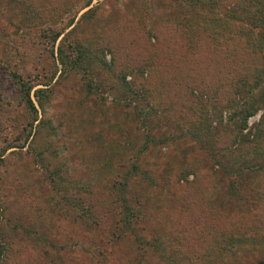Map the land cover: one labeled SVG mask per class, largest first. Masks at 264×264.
<instances>
[{
  "label": "rangeland",
  "instance_id": "obj_1",
  "mask_svg": "<svg viewBox=\"0 0 264 264\" xmlns=\"http://www.w3.org/2000/svg\"><path fill=\"white\" fill-rule=\"evenodd\" d=\"M262 21L264 0H0V264H264L258 234L223 241L264 210V108L210 87Z\"/></svg>",
  "mask_w": 264,
  "mask_h": 264
},
{
  "label": "trees",
  "instance_id": "obj_2",
  "mask_svg": "<svg viewBox=\"0 0 264 264\" xmlns=\"http://www.w3.org/2000/svg\"><path fill=\"white\" fill-rule=\"evenodd\" d=\"M40 2H42L43 0H39ZM260 28L262 29L261 33L264 35V21H262ZM216 33V32H215ZM214 33V35H215ZM56 32H54L51 35V38L54 39L56 38ZM220 38V37H219ZM226 37H224L223 39H225ZM259 38V37H258ZM223 39H218V43L216 46V50L217 49H224L225 51L228 49H236V48H227L226 45L222 46L223 43H221L220 41H222ZM255 41H248V39H245L242 37V40H240L241 44L239 47H243L244 50H247L250 54L253 55V57L251 58L252 63L250 65H246L245 63H242V60H240L239 62H235V64H232V67H229V69L233 68V70H237V78L235 75L230 74L229 73H225L224 75L221 74L222 71L217 70L218 65H216V68H213V85L210 84V87H213V101L214 102H218L220 101L217 105V111L220 112L223 109H230L232 107V105H234L233 103L236 102L235 101V96L238 95L240 97H247L250 96L251 94V99H252V91L255 90L256 95H253V101H257L259 103H261V107L264 108V83L263 85H261V82L264 80V40L262 41H258L257 37L254 38ZM238 47V48H239ZM242 53V52H239ZM222 57L225 60H228L229 58H231V55L226 53L224 55H222ZM258 60V62H257ZM63 68H69L71 69L72 67H75V63H73L71 60H65L63 61ZM253 67L252 69L249 70V72H244V70L242 68L239 67ZM216 72V74H215ZM219 76V78H218ZM248 79L249 83L248 86H243L242 82H245ZM222 84H226V85H231V87H228L229 89V93L227 94V97H225L224 95L219 97L217 94H215L214 89L218 90L221 89V85ZM216 86V87H215ZM215 87V88H214ZM193 91L192 89H190V92ZM249 95H248V94ZM191 94V93H190ZM193 95V94H191ZM218 99V100H217ZM239 99V97L237 98ZM30 102V101H29ZM246 106L243 109V113L240 116L241 118V122H244L245 117L252 115L253 112L255 111L256 107H253V105L250 104H245ZM32 106V105H31ZM242 108V107H241ZM238 113V112H236ZM235 113V114H236ZM259 129L257 130V134H259L261 140L264 141V114L262 116V120L259 122ZM244 139L246 141H248V135H243ZM260 140V141H261ZM251 141V140H250ZM249 141V142H250ZM262 147L261 150H264V143H261ZM253 145H257L259 146V144H256V141ZM229 183V187L231 186L230 184H232L231 182ZM256 188V186H255ZM228 192V193H227ZM227 194H229V188H227L226 191ZM251 211V215H247V218L245 217V222H242L240 220L236 221L235 223H233V221L231 220L228 225H230L231 227V231L229 232V234L227 235L226 239L224 237L223 241H231V242H240V241H247L248 239H252L255 234L256 239L258 241L262 240L264 242V216L260 217V212L262 213V209H255L254 206H252V208H250ZM248 214V213H246ZM262 215H264V210ZM235 225H237V227H235ZM251 232L252 236H248V232ZM259 234H262L259 236ZM241 236L240 239H237V237ZM220 247L217 248V250L219 251Z\"/></svg>",
  "mask_w": 264,
  "mask_h": 264
}]
</instances>
